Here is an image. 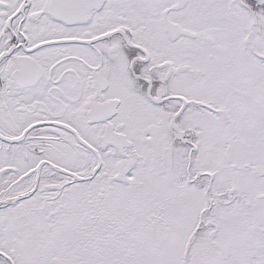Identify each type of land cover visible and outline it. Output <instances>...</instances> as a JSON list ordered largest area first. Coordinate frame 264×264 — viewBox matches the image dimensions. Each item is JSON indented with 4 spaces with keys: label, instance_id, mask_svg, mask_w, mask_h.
Returning <instances> with one entry per match:
<instances>
[{
    "label": "snow or ice",
    "instance_id": "snow-or-ice-1",
    "mask_svg": "<svg viewBox=\"0 0 264 264\" xmlns=\"http://www.w3.org/2000/svg\"><path fill=\"white\" fill-rule=\"evenodd\" d=\"M0 264H264V0H0Z\"/></svg>",
    "mask_w": 264,
    "mask_h": 264
}]
</instances>
